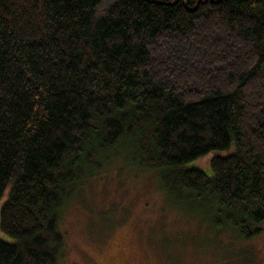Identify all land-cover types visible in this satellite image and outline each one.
<instances>
[{
	"label": "trees",
	"instance_id": "obj_1",
	"mask_svg": "<svg viewBox=\"0 0 264 264\" xmlns=\"http://www.w3.org/2000/svg\"><path fill=\"white\" fill-rule=\"evenodd\" d=\"M119 146L262 232L264 0H0V264H58L63 207Z\"/></svg>",
	"mask_w": 264,
	"mask_h": 264
},
{
	"label": "rangeland",
	"instance_id": "obj_2",
	"mask_svg": "<svg viewBox=\"0 0 264 264\" xmlns=\"http://www.w3.org/2000/svg\"><path fill=\"white\" fill-rule=\"evenodd\" d=\"M122 147L70 194L60 214L66 241L58 264H264V223L251 239L215 227L211 206L169 193L159 170L137 168ZM217 155L186 167L212 175ZM0 240L15 242L1 225Z\"/></svg>",
	"mask_w": 264,
	"mask_h": 264
}]
</instances>
